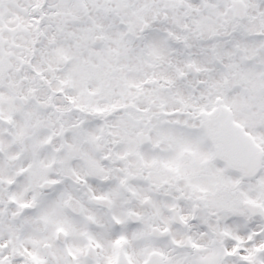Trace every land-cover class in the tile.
Segmentation results:
<instances>
[{"label": "snow or ice", "instance_id": "snow-or-ice-1", "mask_svg": "<svg viewBox=\"0 0 264 264\" xmlns=\"http://www.w3.org/2000/svg\"><path fill=\"white\" fill-rule=\"evenodd\" d=\"M0 264H264V0H0Z\"/></svg>", "mask_w": 264, "mask_h": 264}]
</instances>
